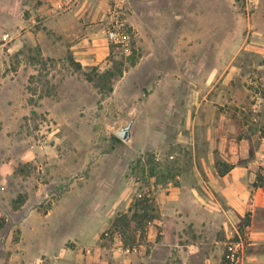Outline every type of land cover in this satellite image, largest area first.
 <instances>
[{"label":"rangeland","instance_id":"rangeland-1","mask_svg":"<svg viewBox=\"0 0 264 264\" xmlns=\"http://www.w3.org/2000/svg\"><path fill=\"white\" fill-rule=\"evenodd\" d=\"M142 1L123 0L116 17L106 24L107 51L98 62H91L87 54L88 63L82 65L69 49L43 51L37 35L41 17L29 20L32 14L23 5L25 0H0L1 264H6L12 250L55 249L103 250L105 262L98 264H234L230 254L240 255L241 246L247 248L249 209L240 215L225 201L220 200L221 208L211 205L213 195L229 192L211 193L203 183L211 179L210 170L222 171L228 162L218 157V149L214 160L207 157L203 127L194 136L195 144L176 137V124L185 120L184 112L177 109L185 105L182 90L206 81L205 69H199L208 63H191L193 69L179 72L177 80L156 72L166 63L147 59L141 73L132 68L143 56L167 54L168 45L175 42L181 55L219 54L233 61L228 66L238 67L240 73L230 85L247 102L242 118L246 123L254 117L260 122L254 143L258 153L251 148L249 157L238 160L247 173L237 180L264 188V0ZM145 3L153 10L172 12V18L149 20L146 31H136L124 19L126 13L144 9ZM218 40L225 44L219 46ZM119 67L122 76L111 79L104 74L108 70L116 74ZM110 84L113 91L108 92ZM170 87H175L172 95ZM29 98L36 104H30ZM145 102L156 105L153 117L158 124L149 128L150 119L144 118L134 139L122 140L116 131L132 120L136 110L142 114L138 109ZM255 104L257 111L251 109ZM154 139L157 146L137 151ZM187 183L197 185L195 197H201L195 201L194 221L184 219L179 226L160 222L164 201L158 195L168 188L166 192L182 194L187 201L188 192L179 191ZM136 198L150 200V207L143 211V204L139 211L145 227L117 230L111 222L102 224L110 204L121 205L114 221ZM178 213L184 215L185 207ZM162 232L169 245L155 246L163 240ZM68 238L77 241L59 246Z\"/></svg>","mask_w":264,"mask_h":264},{"label":"crops","instance_id":"crops-1","mask_svg":"<svg viewBox=\"0 0 264 264\" xmlns=\"http://www.w3.org/2000/svg\"><path fill=\"white\" fill-rule=\"evenodd\" d=\"M148 1L152 0H143L142 2L148 3ZM155 1L158 2L159 0ZM110 2L111 0H25L23 5L32 14L30 21H33L36 16L41 17L42 27L37 31V35L40 38L39 43L44 52H47L45 50L47 47L53 49L51 52H61L64 49H69L74 57L84 65L88 63L87 54L90 56L91 62H98L100 55L107 51L109 39L106 36V24L116 17V10L112 9L113 6ZM146 3L144 9L137 8L130 13H126L124 21H128L136 31H146V24L149 20H163V16L166 15L170 16V19L172 18V12H167L160 7L153 10ZM174 15L176 17L177 13L175 12ZM162 23V21L159 23L160 28H162ZM79 32L80 36H78ZM209 41L211 42L210 39ZM218 42L219 46L225 44V42L219 40ZM147 59L154 63L168 64L157 66L156 72L160 71L171 80H177L179 72H190V69H193L190 66L191 63H208L204 67L202 65L200 67V64H198L200 71L205 69L203 75L202 72L201 75L205 77L206 81L194 88H191L189 84L187 88L182 90L181 102L185 105L181 109H177L184 112L185 120L180 119V122L176 124L178 127L176 137L180 142L186 140L187 143L195 144L194 136L199 133V128L203 127L206 142L209 146L207 157L214 160L216 157L215 151L218 149V157L223 158L232 166L226 171L213 168L215 171L210 170L211 179L209 182L204 181L203 183L211 193L216 192V194L222 195V191L229 192L227 196L217 197L213 195L215 201H211V205L221 208L220 200L225 201V203L234 207L240 215L244 214L245 209H249L251 221L247 232L248 243L247 248L241 252L240 264H264V188L255 187L248 183L243 184L237 180L239 176L247 173V168L242 167L238 160L249 157L251 148L255 153H258L254 143L258 140L260 126L258 118H252V122L249 123H246L247 120H243L242 114L247 109V102L240 98L238 89L230 85L231 80L240 73L236 72L239 68H230L228 66L230 60L219 54H209L200 58L181 55L176 42L168 45L167 54L141 57L132 68V71L138 73L144 71V63L148 62ZM232 62L230 61V63ZM220 80L222 82L218 84ZM174 83L175 85L178 84L175 81ZM174 88L170 87L171 95ZM257 107L258 105L255 104L252 105L251 109L257 111ZM163 109L164 107L161 110ZM138 110L142 114L137 113L136 110L131 117V139H134L136 129L144 118L150 119L149 128L158 124L156 122L157 118L153 117L155 116L153 111H157L156 105L145 102L140 105ZM250 127L251 129H249ZM151 134V132H148V141L151 139ZM157 142L158 140L154 139L152 144L147 143L145 146H140L137 151L144 152L146 148L157 146ZM193 152L195 154V151ZM197 189V185L190 183L180 186V192L187 191L189 194L187 201L182 198V194L172 191L168 193L166 192L168 188L163 189V192L157 198L164 201L163 205L160 206L164 216H162V220L157 217L155 221L159 219L160 222H170L178 226L185 222L184 219L194 221L195 216H197L195 201L201 199V197H197V199L195 197ZM203 201L210 204V200L205 197H203ZM129 205H131L130 201L126 206ZM181 206L185 207L186 213L184 215L178 213ZM120 208L121 205L110 204L105 210L107 216L102 218V224L112 223L114 214H117ZM202 208L206 210V207L203 206ZM204 212V215H211L210 212H206V214ZM103 229L104 226L101 227L99 232ZM162 233L164 234L163 240H160L161 242L156 241L155 246L169 245L166 244L167 235L164 232ZM25 234V229L22 226L21 243H23ZM178 235L179 233L173 234V236ZM71 239L77 241V238H68L61 241L59 246L64 245ZM102 251L72 249L12 250L6 264H98L105 262L100 255Z\"/></svg>","mask_w":264,"mask_h":264},{"label":"trees","instance_id":"trees-1","mask_svg":"<svg viewBox=\"0 0 264 264\" xmlns=\"http://www.w3.org/2000/svg\"><path fill=\"white\" fill-rule=\"evenodd\" d=\"M236 1L238 2L239 0H236ZM68 59L73 61L79 69L81 68V63L75 61L72 56H68ZM134 64H135V59L133 58L132 65H134ZM123 72L124 71L122 69H120V67H119V69L117 70L116 74L114 72L109 71V70L106 71L104 74H106L109 77H111V79H114L116 77V75L122 76ZM31 77H34V76L33 75L30 76V79H31ZM87 79L88 80H92V78L89 77V76H88ZM101 89H102V92H103V88H100V91H101ZM111 91H113V85L112 84H110L109 89H108V92H111ZM33 101H34L33 98H29V103L32 104V105L33 104L35 105L36 102H33ZM224 165L226 166V168L224 169L225 171L230 169V167H231L228 164H224ZM149 201H150L149 199L136 198V200L134 201L133 205L129 207L127 213L119 214L118 217L112 222L113 228H115L117 230L118 229L119 230H122V229L125 230V228L130 229V227H132V225H138L137 227H139L143 223V221L140 220L141 215L139 214V211H140V209H141L143 204H144L143 211H146L145 209L150 207V205H148ZM44 214L45 215L48 214V211L44 212ZM152 218H154V217H152ZM135 221H137L136 224H134ZM0 224H1V222H0ZM141 226L145 227V224H142ZM122 240H123V236H122ZM124 241H125V239H124Z\"/></svg>","mask_w":264,"mask_h":264},{"label":"water","instance_id":"water-1","mask_svg":"<svg viewBox=\"0 0 264 264\" xmlns=\"http://www.w3.org/2000/svg\"><path fill=\"white\" fill-rule=\"evenodd\" d=\"M132 121H129L116 131V135L124 141H130L132 138Z\"/></svg>","mask_w":264,"mask_h":264},{"label":"built area","instance_id":"built-area-1","mask_svg":"<svg viewBox=\"0 0 264 264\" xmlns=\"http://www.w3.org/2000/svg\"><path fill=\"white\" fill-rule=\"evenodd\" d=\"M123 2V0H115V2H114V8L113 9H115L116 10V8L117 7H120V5H121V3ZM110 35H111V37H115L116 38V36H117V34L115 33V32H111L110 33ZM243 247V248H242ZM241 252L242 251H244V246H241ZM236 253L237 252H232L231 254H230V256H229V258H230V260H231V262L232 263H234V264H239L240 263V259H241V254L240 255H236Z\"/></svg>","mask_w":264,"mask_h":264}]
</instances>
